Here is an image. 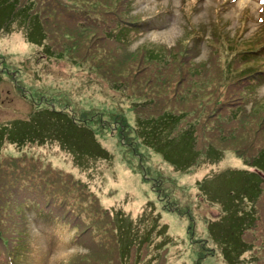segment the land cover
<instances>
[{
    "label": "rangeland",
    "instance_id": "rangeland-1",
    "mask_svg": "<svg viewBox=\"0 0 264 264\" xmlns=\"http://www.w3.org/2000/svg\"><path fill=\"white\" fill-rule=\"evenodd\" d=\"M37 2L39 12L52 32L48 42L56 47L60 54L49 59L40 58L41 63L37 64V71L26 69L18 73L13 69H9L10 71L7 72L0 69V124L13 118L27 117L32 106H35V101L30 96V93L33 92L37 101L41 97L49 99V102L46 101L47 103L43 102V99L39 101L37 104L41 107L55 105L58 109L63 108L73 115H84L83 118L79 116L81 119L94 115L96 121L100 119V114L105 119L109 116L107 122L105 121L109 125L105 126L104 129L100 128L99 131H103L99 139L112 151V156L98 157L99 159L84 162L88 167L84 171L87 173V177L83 181H88L89 175L93 176L91 179L93 186L90 188L92 194L84 190L79 191V187L71 183L65 189H67V193L73 196L72 199L65 200L61 196H56L47 198V200L49 199L50 203H56L53 206L58 210H79L83 206L91 212L95 211L93 205L96 201L101 213L102 210L104 211L103 208L101 210V204L104 207H107L106 205L119 207L120 203H127L125 205L129 206L136 199L141 200L140 204H145V201L151 197L160 200L157 192L152 187L154 185L153 179L147 178V181H142V171L138 169H146V174L150 170L154 177L159 178L166 187L171 189V193L180 194L176 196L178 203L175 196H172L173 201L171 202L175 201V207L172 206L171 209L168 208L167 210L170 217H172V221L177 220L178 225L182 223L188 226L191 222L196 221L197 223L196 235L199 242L196 243V249L200 248V255L195 260V264L203 263V261L204 264H213L214 262L228 264L227 262L224 263L222 253L218 250L225 246H229L230 249L233 246V256L242 252L245 253L244 255L248 260L254 255L256 260H250L254 263L248 264H264V192H261L257 200L251 199L249 196L243 198V201L248 205L253 202L260 209V221L258 220L252 229V238L259 244V252H255V246H246L242 250L243 243H235V240L230 237H227L229 241H220L222 239L219 237L215 247L216 257H212L213 262L211 259L204 260L203 257V253L207 251V248L214 247L213 239L208 235V233L211 234L210 227L207 230L206 226L207 223L210 226L211 221L220 218L225 210L223 202L209 201L201 188L203 178L211 176L213 169L220 167H248L253 169L246 165L245 159L249 157H244V155H250L253 158V155L264 146V133L261 135L262 141L253 139L251 144L248 143L249 141L246 143L245 137L241 133L233 145H227V141L219 139V133L217 134L210 128L202 127L199 132L197 131V142L200 148H202L201 144L203 142L209 140L210 143L223 149L222 151L225 152L224 159L216 167L213 166V163L201 162L198 165H192L188 169L180 167L176 169L174 164L164 160L161 153L153 150L145 143L148 137L147 134L140 133L138 135V147L129 145L128 141L130 139L127 140V144L123 145L122 140L120 142L117 136L128 137V132H124L122 135L121 130L119 129L118 132V128L115 126L129 124L132 128H135L138 118L143 119L149 115L156 117L164 111L170 110L171 113H176L179 116H182L183 113H190V116H192L195 113L200 119L206 121V109L197 110V105L202 101H205L209 111L215 107L219 99H224L223 105H240L242 98L239 95H223L224 89L220 86L216 77L217 71L205 75L211 78L210 81L212 82L210 84H202L199 82V78H194L189 81L191 91L183 87L182 83L185 82L182 81L183 70L178 63L181 62L182 55L188 47L189 39L199 34L204 35L208 42H213L215 37H219L225 32V29L222 28L219 31H213L212 29L205 30L195 27L188 22L184 13L192 16L194 24H209L221 16L223 20L229 21L226 28L232 34L240 27L241 20H246L245 36L257 32L264 34V0H134L135 11L131 14H138L142 19L149 18L154 26L159 24L160 28L152 29L150 27L151 29L136 39L130 47L121 46L104 39L100 31L101 24H104V21L110 23L109 19L113 16L120 17L119 9L122 6V0H37ZM77 10L87 13V17L76 20L71 18V13ZM216 15L218 16L216 17ZM187 22L190 23V27H188L190 31L177 43L182 52L177 54L169 49L163 50L161 53L165 62H174L170 68L169 66H158L159 59L155 55L154 47L149 46L148 50L142 48L144 52L148 51V54L141 53L137 48L138 44H142L141 42L145 40L172 45L184 33ZM79 25H84V27ZM62 34H66L68 38L63 40ZM80 38L84 39L81 43L78 42ZM124 41L126 40L124 39ZM85 43L87 46H84ZM233 45L235 46L232 48L227 47L232 59L238 57L239 52L245 48L243 40H239ZM30 46L32 45L25 41L21 33L0 32V61L2 65L5 67L12 66L14 63L18 65L19 62L22 63L24 60L25 62L22 63L24 67L35 64V57H32L31 61L27 59L26 52H32ZM91 46L92 50L98 51L102 57L93 56L91 51L89 53ZM224 47H222V55L225 50ZM41 48L43 47H39V49ZM201 48V52L197 57L198 60L209 55L210 49L204 40L201 42ZM153 49L154 52H152ZM151 53L155 57H152ZM214 59H216V55L213 54L211 59L204 62L194 60L191 65L196 70V74L199 75L211 69ZM130 69H135L132 74L134 78L129 77ZM141 69H145V71L142 72ZM137 70L141 71L136 73ZM155 76L160 79L161 83L157 84L154 89L153 86L147 88V79ZM160 88L163 89L159 91ZM231 89L239 88L232 85ZM231 89L228 88L227 92L232 91ZM257 89L256 87L254 96L248 102L249 105H241V114L251 116L248 118L247 124L259 130L258 124L263 122V118L260 119L259 109H264V96L259 95L264 93V85L259 88L258 96ZM198 92L199 95H197ZM153 99L154 102H152ZM115 119L118 121L116 124L114 123ZM103 122L101 121V123ZM33 124L34 120L23 123L25 128L32 127V129ZM35 124L38 128V121ZM41 124L48 126L49 118L43 117ZM201 125L205 124L202 123ZM225 129L229 128L225 127ZM108 130L118 133L117 136L111 134V132L109 135L103 134L104 131L109 133ZM123 131H125L124 127ZM234 132L235 130L227 137L229 141L234 139ZM36 134L34 132L30 136ZM59 140L63 141L60 138ZM8 143L9 141H5L0 147V162L4 163L9 158L8 162H12V169L7 168L11 169L9 172L21 169L22 173L19 175L30 173L31 178L37 182H39V178L46 179L48 174H53L54 179L64 184L65 179L79 178L76 171L83 172L81 167H77L80 160L76 158L75 154L66 145L62 146L58 140L55 141L53 138L43 136L26 139L19 144ZM246 145H249V147ZM235 159H238V162ZM208 160L210 159L208 158ZM94 162L95 167L91 165ZM104 163L106 168H104ZM19 165H21L20 168L13 169ZM132 167L138 171L132 173ZM73 168H76L75 172H73ZM7 169L4 172H8ZM46 169L48 170L44 171ZM4 172L1 180L4 181V188H7L0 190L1 195L10 189V178L4 176ZM16 175L14 172V176ZM97 175H100L102 185H98ZM12 176L11 174L10 177L12 178ZM123 182L125 183L123 184ZM220 185L215 193L209 194L210 198L217 200L218 198L227 197L226 193L228 194L227 190H230L231 183L226 179ZM140 186H142V189ZM106 193L110 194L103 196ZM17 196L16 192L11 195L12 204H15V202L23 204L22 199ZM91 196H94L95 199ZM12 204L9 201L6 202L1 218L4 217L5 212L9 211ZM78 205L80 206L76 208ZM88 211L85 212L91 218L93 214ZM183 211L186 213L182 216ZM39 212V209L36 208V211L30 213V219L22 211L21 215L15 214L13 219L8 215V224L4 218L2 225L4 231H7L10 229L9 224L12 221L16 223V229L11 230L23 236L25 247L35 246V250L28 249V256L32 259V262L35 261L36 263L46 261L45 249L50 248V240L59 237L55 228L57 227L56 224L49 219H43ZM136 212L134 211V213ZM111 215L113 218L114 213L112 212ZM99 219L101 218L98 216L94 217L89 221V224L96 226L98 224L96 220ZM102 219L104 221L108 220L106 216ZM163 221L166 222L168 219H163ZM230 228L228 231H230ZM61 233L65 234L64 231ZM14 234L10 233L8 238L12 240L16 236ZM230 235V233L227 234V236ZM110 246L113 247L109 241L105 245L104 251L99 250L94 257L86 258L87 262L84 264H101V260L105 259L106 261L107 258L113 260V256L109 252ZM62 249H65L64 246L57 244L56 248L49 251L53 264H56L54 262L55 258L58 257ZM67 249H72V247ZM80 250L85 251V249ZM91 250L93 249L88 248L85 253H89ZM170 262L171 264H177L172 260ZM105 264H110V262L108 261Z\"/></svg>",
    "mask_w": 264,
    "mask_h": 264
},
{
    "label": "trees",
    "instance_id": "trees-1",
    "mask_svg": "<svg viewBox=\"0 0 264 264\" xmlns=\"http://www.w3.org/2000/svg\"><path fill=\"white\" fill-rule=\"evenodd\" d=\"M37 4V0H0V32H7L9 34L21 33L25 41L32 45L30 46L32 52H26L28 61H31L32 57L36 58V63L29 65V67L23 66L22 63L25 62V60L22 63L19 62L18 65L15 63L14 65L12 64V66L8 64L9 67L3 66L0 61V69L6 72L10 71L9 69H13L18 73L26 69L37 71V64L41 63L40 58L49 59L60 54L58 49L48 42L50 36H52V32L46 22H44ZM133 11H135L134 0H122V6L119 9L121 13L120 17L113 16V18L109 19L110 23L104 21V24L102 23L100 28L102 33L101 36L121 46L130 47L136 39L140 38L149 29L160 28L159 24L158 26H154L149 18L142 19L138 14H131ZM71 14V18L74 20L87 17L88 15L87 13L81 12V10L73 11ZM79 26L84 27V25ZM61 36L63 40L68 38L66 34H62ZM124 39L126 41H124ZM83 41L84 39L82 38L78 40L79 43ZM178 42L179 40L173 46L169 47L163 43L158 44L144 41L142 44L138 45L137 48H139L141 53L148 54V51L144 52L142 48L148 50L149 46L154 47L156 51L155 55L159 59L158 66H169L170 68L174 62H165L161 53L163 50L169 49L177 54L182 52V49L177 45ZM237 42V39H235L231 43H210L212 51L209 59L212 58L213 54L216 55V59L212 61L210 70L198 75L191 63L196 60L195 57L200 53V46L198 42L189 39L188 47L182 55L181 62L178 63L183 70L182 81H185L182 83L183 87L191 91V84L189 81H192L190 79L194 78H199V82L202 84H210V82H212L210 81L211 78L205 75L212 71H217L216 77L219 80L220 86L224 89L223 95L235 96V94H237L242 98L241 104L245 105L248 103L254 96L256 84L258 83L255 79L263 77V73L258 71L257 60L259 59L258 56L255 55L257 53V48H249L248 46L245 48L244 52L247 54L245 59L248 62L246 66H243V61L239 57L232 59L228 48L234 47L235 45L233 44ZM228 44L230 45L227 46ZM41 46L43 47L41 48L42 51L39 49ZM84 46H87V44L85 43ZM92 46L89 48V53L91 51L93 56L102 57L98 51L92 50ZM223 46H225V50L223 55H221ZM152 52H154V49ZM150 55L155 57L153 53ZM134 70L135 69H130L129 77H133L132 74ZM141 70L142 72L145 71V69ZM141 70H137L136 73ZM160 83V79H158L157 76L151 77L147 79L146 87L150 88L153 86L154 89L155 86ZM232 85L238 86L239 89H231ZM228 88L232 91L227 92ZM162 89L163 88H160L158 90L160 91ZM197 95H199V92ZM30 96L34 99L35 106H32L27 117L13 118L0 124V147L5 141L19 144L26 139H32L34 137L44 136L50 139L53 138L55 141L58 140L59 144L62 146L66 145L68 149L75 154L76 158L80 160L77 167H81L83 172L76 171L79 178L75 179L73 177L74 179H65V184L54 179L52 177L53 174H48L46 179L41 177L42 179L39 178V182H37L31 178L30 173L19 175L22 173L21 169L13 170L17 174L16 176H14V172H9V170L12 169V162H8L9 158L6 159L4 163L0 162V190H2V188L3 190L7 188H4V181L1 180V178L3 177V172L7 168H11L7 169L8 172H4V176H9L10 178V189H8L7 192H3L2 195L0 194V264H8L10 261L9 249L11 248V243L10 239L7 237V233L10 232V229H16V223L12 221L9 224L10 229L4 231L2 226L4 218L5 222L8 224V215H10L12 219L15 218V214L21 215V211H23L21 207L27 208L29 211H36V208H38L41 214L53 215L52 217L58 225L66 224L68 226H74L75 224H80L86 228L84 232L73 240L74 244L87 246L91 241L96 242L91 243V248L93 250H91L88 255L80 258V264L86 263V258L90 256L94 257L97 251H104L105 245L109 241L113 246L109 248L113 260L107 258L106 261L105 259L101 260V264H103V262L105 264L108 261L110 264H171V260L177 264H195V260L200 255V248L196 249V243L197 241L199 242L196 235L197 223L194 221L188 226L182 223L178 225L177 220L172 221V217H170V213L167 210L168 208L171 209L172 206L175 207V201L171 202L173 201L172 196H175L176 199L179 193H171V189L166 187L164 182L159 178L154 177L150 170H148L146 174V169H138L142 171V181H147V178L153 179L154 185L151 186L157 192L160 200L151 197L145 201L146 203L144 202L145 204H140V199H136L133 203H130L129 206L125 205L127 203H120L119 207H114L113 205H106L107 207H104L101 204V210L102 208L104 209L102 213L96 201H94L95 204L93 205L95 211L91 212L83 206H81L79 210H58L53 206L56 203H50L49 199L47 200V198L56 196H61L62 199L65 200L72 199L73 196L67 193V189H65V187H68L71 183L75 186L77 185L80 189L79 191L84 190L92 194L90 188L93 186L91 181L93 176L89 175L88 181H83L87 177V173L84 171H86L88 167L84 162L93 161L98 157L104 158L106 156H112L111 149L109 148V150L101 139H99L103 131L99 130L109 125L105 123L109 116L105 119V117L100 114V119H97V121L94 115L86 119H81L80 117L83 118L85 116H80V114V117L78 115H73L63 108L58 109L55 105H52V107H41L37 104L42 99L43 102H49L47 97H41L38 99L39 101H37L33 92L30 93ZM223 100L224 99H219L215 107L211 108L210 111L205 101L197 105V110H201L202 108L206 109V121L200 119L195 113L192 116H190V113H183L182 116H179L176 113H171L170 110L164 111L156 117L149 115L143 119L138 118L135 128H132L129 124L115 125L116 128H118V132L119 129L121 130L122 135L124 132H128L129 138L121 135L117 136L118 133H115L113 130L112 132L108 130L109 133L104 131L103 134L109 135L111 132V134L118 137L120 142L122 140L121 143L123 145L127 144V140L130 139L132 143L130 140L128 142L132 147H138L137 138L140 133L147 134L148 137L145 143L153 148V150L161 153L164 160L170 164H174L176 169L179 167L188 169L191 168L192 165H198L201 162L213 163V166L216 167L218 163L224 159L225 152L222 151V148H218L213 143H210L209 140L203 142L201 144L202 148H200L197 142V131L199 132L202 127L210 128L217 134L219 133V139L221 141H227V145H233L241 133L244 135L246 143L249 141L248 143L250 144L253 139L262 141L261 135L264 133L263 108L259 109L261 114L260 119L263 118V122L262 124H258L259 130H257L253 126L247 124V120L251 116L241 114V104L223 105ZM154 101L153 99L152 102ZM37 113L39 114L37 115ZM43 117L49 118L48 126H43L41 124V119ZM32 120H34L33 129L32 127L25 128L23 123ZM36 121H38V128H36ZM101 121L104 122L101 123ZM116 122L118 121L115 119L114 123L116 124ZM202 123L205 125H201ZM199 125L201 126L199 127ZM123 127L125 131H123ZM225 127L229 129H225ZM112 129H114V127H112ZM234 130L235 137L233 140L229 141L227 137H229ZM34 132L37 134L30 136L31 134L33 135ZM59 138L63 141H60ZM246 146L249 147V145ZM131 150L135 151L134 149ZM244 157H249L245 159L246 165L253 169H249L248 167H220L213 169L211 176H206L202 180L201 188L207 199L210 198L209 194L215 193L217 188H220V184L226 179L231 183V188L227 190L228 194L226 193L227 197H223V200H220L223 202L225 214L211 221L210 226H208L209 224L207 223V230L209 227L211 230V234L208 233V235L213 239L214 247L207 248V251L203 253L204 260L211 259L214 262L212 257H216L215 246L217 245V239H219V237L222 239L220 241H229L227 237H230L232 240H235V243H243L241 246L242 250L246 248V246H255V252H259V244L257 248L255 245L257 241L252 238V232L248 238H245V236L243 238L242 235H244L246 231L252 230L254 224L260 219V209L252 202L247 211V203L243 201V198L249 196L251 199L257 200L261 195L264 183L261 177L264 174V146L253 155V158L250 157V155H244ZM208 158L212 161L208 160ZM95 162L91 163L93 167H95ZM103 165L104 168H106V164L104 163ZM20 167L21 165L15 166L13 169ZM73 169V172H75L76 168ZM47 170L48 169L44 171ZM138 170L132 167L131 172L135 173ZM11 174L13 175L12 178L10 177ZM45 175L47 176V174ZM97 179L98 185H102L100 175H97ZM140 188L142 189V186H140ZM14 192L22 199L23 204L18 202L12 204L11 195ZM94 196H91V198L95 199ZM8 201L11 202L12 205L9 211L5 212L4 217L1 218L2 210L5 209V204ZM176 202L178 203L179 201L176 199ZM79 206L80 205L76 208ZM85 211L92 213L94 216L92 215V217L89 218ZM134 211L137 212L134 213ZM112 212L114 213L113 218L111 215ZM184 213L186 212L183 211L181 215L183 216ZM97 216L101 218L96 220L98 224H96V226L91 224L88 226L89 221ZM105 216L108 220L104 221L102 217ZM163 219H168V221L164 222ZM229 228L230 231H228ZM239 228L242 233L239 232ZM228 233L231 235L227 236ZM85 234L91 236V238H85ZM204 240L206 241V239ZM222 249L224 263H254V261L249 260L247 262L244 257H241L240 254H242V252L233 256V246L231 249L229 246L222 247ZM165 256L168 257L166 258L167 260H165ZM252 256L250 260H256V257H254V255ZM200 264H204V261ZM213 264L223 263L214 262Z\"/></svg>",
    "mask_w": 264,
    "mask_h": 264
},
{
    "label": "bare ground",
    "instance_id": "bare-ground-1",
    "mask_svg": "<svg viewBox=\"0 0 264 264\" xmlns=\"http://www.w3.org/2000/svg\"><path fill=\"white\" fill-rule=\"evenodd\" d=\"M238 159H235V161H237ZM238 162V161H237ZM123 175H125V174H123ZM123 178H125V177H123ZM130 182V181H129ZM125 182H123V184H124ZM128 186V185H127ZM141 201V200H140Z\"/></svg>",
    "mask_w": 264,
    "mask_h": 264
}]
</instances>
